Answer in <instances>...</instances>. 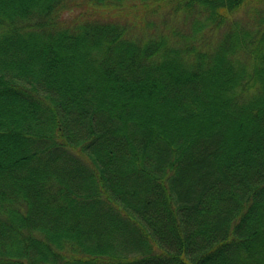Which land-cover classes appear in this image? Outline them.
Returning <instances> with one entry per match:
<instances>
[{
  "label": "trees",
  "instance_id": "16d2710c",
  "mask_svg": "<svg viewBox=\"0 0 264 264\" xmlns=\"http://www.w3.org/2000/svg\"><path fill=\"white\" fill-rule=\"evenodd\" d=\"M0 264H264V0H0Z\"/></svg>",
  "mask_w": 264,
  "mask_h": 264
},
{
  "label": "rangeland",
  "instance_id": "374dc122",
  "mask_svg": "<svg viewBox=\"0 0 264 264\" xmlns=\"http://www.w3.org/2000/svg\"><path fill=\"white\" fill-rule=\"evenodd\" d=\"M234 18L238 19L240 18L241 20H247V17L248 16H251V12L250 10H248L247 7H243V8H240L238 9L235 14H234Z\"/></svg>",
  "mask_w": 264,
  "mask_h": 264
}]
</instances>
